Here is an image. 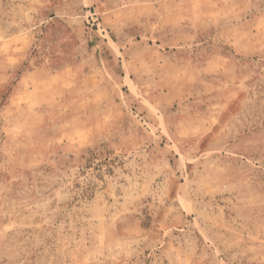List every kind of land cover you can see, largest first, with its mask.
<instances>
[{"label": "rangeland", "instance_id": "374dc122", "mask_svg": "<svg viewBox=\"0 0 264 264\" xmlns=\"http://www.w3.org/2000/svg\"><path fill=\"white\" fill-rule=\"evenodd\" d=\"M0 264H264V0H0Z\"/></svg>", "mask_w": 264, "mask_h": 264}]
</instances>
